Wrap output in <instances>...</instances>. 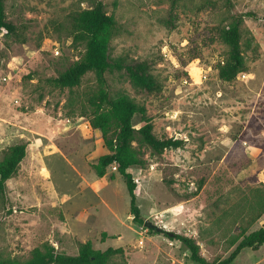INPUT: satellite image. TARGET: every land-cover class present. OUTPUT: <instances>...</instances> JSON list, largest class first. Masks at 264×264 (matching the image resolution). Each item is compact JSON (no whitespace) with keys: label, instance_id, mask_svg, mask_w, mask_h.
<instances>
[{"label":"rangeland","instance_id":"rangeland-1","mask_svg":"<svg viewBox=\"0 0 264 264\" xmlns=\"http://www.w3.org/2000/svg\"><path fill=\"white\" fill-rule=\"evenodd\" d=\"M98 2L117 21L111 57L147 61L162 86L136 88L125 70L115 69L107 73L112 94L145 105L159 137L185 141L162 154L134 142L146 160L129 170L137 203L160 232L135 222L125 178L113 166L97 174L109 149L77 98L96 75L75 92L53 84L86 51L70 36V15ZM5 3L15 31L0 33V163L16 144L26 143L27 155L6 195L0 193L1 258L23 262L47 245L75 255L91 242L97 250L123 249L108 264H199L165 231L193 237L214 260L230 255L242 228L264 226V213L250 224L264 204V18L245 19L254 41L249 46L245 33L247 69L232 81L219 75L228 47L218 39L229 15L263 16L264 0ZM140 120L134 119L137 128Z\"/></svg>","mask_w":264,"mask_h":264},{"label":"trees","instance_id":"trees-1","mask_svg":"<svg viewBox=\"0 0 264 264\" xmlns=\"http://www.w3.org/2000/svg\"><path fill=\"white\" fill-rule=\"evenodd\" d=\"M178 0H173V6ZM102 2L92 8L81 9L70 15L69 33L75 44H85L86 51L80 59L73 62L64 72L53 78V84L60 89L77 91L83 86L84 79L90 73L96 75V83L86 86L77 98L83 99L90 109L91 125L99 129L103 135L109 153L102 155L95 165L97 174L103 177L110 166L117 165V172L126 181L131 196V212L134 220L140 225L145 221L141 208L137 203V184L132 172L135 166H144L146 160L141 150L135 146L147 147L154 154H162L167 149L183 147V139L164 136L159 137L155 131L153 118L149 116L147 107L127 95L115 96L107 79L109 71L125 70L132 84L148 92L161 90L162 86L151 71L147 61L127 63L123 58L111 57V41L117 31V21L108 14ZM264 18L258 12L248 10L227 17V22L218 28V39L228 47L226 59L219 65V75L223 80L232 81L247 69L244 48V35L248 34V45L254 41L250 30L245 27V19ZM5 29L8 33L15 31V26L7 19L5 0H0V33ZM140 115L141 127L137 128L134 119ZM27 155V144H16L7 152L0 163V193L7 192V181L18 171ZM264 213V204L251 225ZM155 233V228L149 229ZM158 232V231H157ZM172 238L181 241L191 253V259L199 264H231L245 248L258 249L264 245V226L247 233L245 228L239 232L235 249L224 259L208 260L202 253L200 244L187 235L165 231ZM236 240V241H238ZM235 245V241H233ZM122 248L110 247L105 251L95 249L91 242L81 245L78 254L70 255L59 252L53 245L44 249L36 248L26 261L15 258H1L0 264H108Z\"/></svg>","mask_w":264,"mask_h":264},{"label":"crops","instance_id":"crops-1","mask_svg":"<svg viewBox=\"0 0 264 264\" xmlns=\"http://www.w3.org/2000/svg\"><path fill=\"white\" fill-rule=\"evenodd\" d=\"M262 227V226H261ZM246 249V250H245ZM241 251V253L238 255V257L235 259V261L231 264H264V245H262L258 249H252V248H245ZM250 249V250H247ZM248 254L247 261L243 262L242 256L243 254Z\"/></svg>","mask_w":264,"mask_h":264},{"label":"water","instance_id":"water-1","mask_svg":"<svg viewBox=\"0 0 264 264\" xmlns=\"http://www.w3.org/2000/svg\"><path fill=\"white\" fill-rule=\"evenodd\" d=\"M144 227L148 228V229H153L155 228L157 231H161L163 228L160 227L159 225H157L152 219H147L145 221Z\"/></svg>","mask_w":264,"mask_h":264},{"label":"built area","instance_id":"built-area-1","mask_svg":"<svg viewBox=\"0 0 264 264\" xmlns=\"http://www.w3.org/2000/svg\"><path fill=\"white\" fill-rule=\"evenodd\" d=\"M55 53H56V54H60V51H59L58 48L55 49ZM204 77H206V76H204ZM206 78H207V77H206ZM113 168H114V170H117V165H114Z\"/></svg>","mask_w":264,"mask_h":264}]
</instances>
